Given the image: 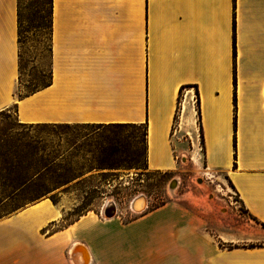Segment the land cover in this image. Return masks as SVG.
Segmentation results:
<instances>
[{
    "label": "crops",
    "instance_id": "crops-1",
    "mask_svg": "<svg viewBox=\"0 0 264 264\" xmlns=\"http://www.w3.org/2000/svg\"><path fill=\"white\" fill-rule=\"evenodd\" d=\"M48 21L46 87L15 101L17 0H0V113L16 105L19 125L144 127L146 170L171 173L183 90L182 110L198 100L195 156L200 143L207 175L254 223L170 201L52 230L65 210L43 198L0 220V264H264V245L250 246L264 241V0H51Z\"/></svg>",
    "mask_w": 264,
    "mask_h": 264
},
{
    "label": "rangeland",
    "instance_id": "rangeland-1",
    "mask_svg": "<svg viewBox=\"0 0 264 264\" xmlns=\"http://www.w3.org/2000/svg\"><path fill=\"white\" fill-rule=\"evenodd\" d=\"M21 7L24 23L15 101L44 89L48 76L49 0H23ZM183 94L182 90L172 129L177 165L171 173L144 168L141 128L28 125L22 128L16 122L14 106L1 112L0 176L13 178L22 167L35 179L32 186L10 198L9 192L0 194V220L48 198L65 210V222L52 230L88 212L101 215L106 206H114L117 215L127 221L140 215L131 211L129 204L141 195L146 200V211L176 201L190 210L213 212L215 223L230 221L234 225L246 221L253 225L238 199L223 189V181L207 175L200 143L199 156H195L197 134L194 139L193 129L199 125L197 105L196 100L192 108L184 105L183 114ZM197 137L200 141V134ZM101 160H105L104 165H99ZM173 181H177L176 189L170 187ZM38 192L46 194L35 197ZM261 245L264 241L250 246Z\"/></svg>",
    "mask_w": 264,
    "mask_h": 264
},
{
    "label": "trees",
    "instance_id": "trees-1",
    "mask_svg": "<svg viewBox=\"0 0 264 264\" xmlns=\"http://www.w3.org/2000/svg\"><path fill=\"white\" fill-rule=\"evenodd\" d=\"M22 1L23 0H17V31H18V44L19 45L21 43L20 37H21V33H22V25L24 23V21L22 19V7H21ZM50 4H51V0H49V7H50ZM48 18H49V16H48ZM48 24H49V21H48ZM233 48H234V24H233ZM233 55L235 57V52H233ZM19 73H20V56H19ZM234 82H235V78H234ZM181 91L182 90H180V93H181ZM234 102H235V100H234ZM196 105H197L198 121H199L200 120V112H199V108H198V100H196ZM14 107L16 108V105H14ZM19 126L22 127V128H25L24 126H26V125H19ZM28 126L29 127H32V126H47V127L55 128V127H67L68 125H65V126H49V125H46V124H38V125H28ZM83 127L121 128V127H135V126L113 125V126H83ZM135 128H141L142 131H143V140H142L143 151H142L141 157L143 158V165H144V168L146 169V164H145V153H146L145 136H146V130H145L144 127H135ZM199 131H200V128H199ZM113 153H116V151H114ZM110 155H112V153H110ZM104 162H105V160H101L99 165H104L105 164ZM99 167H103V166H99ZM34 179H35V176H33V177L29 176L27 171H26V169H24L22 167H21V172L17 176H15L13 178H10L8 176H3V177L0 176V194L9 192V195L7 196V198H10V196H12L14 193L23 192L24 190L28 189L29 186H32L33 182H34ZM45 194H46V192H43V193L38 192V193L35 194V197H43V196H45ZM52 203H54V202L52 201ZM63 222H65V221H63ZM68 224H70V223H68ZM68 224H65V225H68Z\"/></svg>",
    "mask_w": 264,
    "mask_h": 264
},
{
    "label": "bare ground",
    "instance_id": "bare-ground-1",
    "mask_svg": "<svg viewBox=\"0 0 264 264\" xmlns=\"http://www.w3.org/2000/svg\"><path fill=\"white\" fill-rule=\"evenodd\" d=\"M186 109L184 108L183 110V114L185 113ZM171 189H176L177 187V181H173L170 184ZM132 209H134L137 214H141L142 212H144L145 208H146V200L144 197H135L131 200L130 205H129ZM83 259V257H82Z\"/></svg>",
    "mask_w": 264,
    "mask_h": 264
},
{
    "label": "built area",
    "instance_id": "built-area-1",
    "mask_svg": "<svg viewBox=\"0 0 264 264\" xmlns=\"http://www.w3.org/2000/svg\"><path fill=\"white\" fill-rule=\"evenodd\" d=\"M111 208H114V212H113L112 216L108 217L104 212H105V210H109ZM116 212H117V210H116V208L114 206H106V208H104V210L101 213V217L104 218V219H110V218H112L116 214Z\"/></svg>",
    "mask_w": 264,
    "mask_h": 264
},
{
    "label": "water",
    "instance_id": "water-1",
    "mask_svg": "<svg viewBox=\"0 0 264 264\" xmlns=\"http://www.w3.org/2000/svg\"><path fill=\"white\" fill-rule=\"evenodd\" d=\"M139 198L140 197H143V196H138ZM130 209L133 211V212H135V213H137L134 209H132L131 207H130ZM113 212H114V208H111V209H109V210H105V214L108 216V217H110V216H112V214H113Z\"/></svg>",
    "mask_w": 264,
    "mask_h": 264
}]
</instances>
